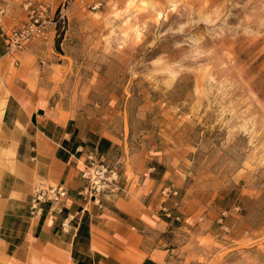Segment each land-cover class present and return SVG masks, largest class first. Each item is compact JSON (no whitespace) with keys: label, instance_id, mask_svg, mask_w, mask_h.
Instances as JSON below:
<instances>
[{"label":"rangeland","instance_id":"374dc122","mask_svg":"<svg viewBox=\"0 0 264 264\" xmlns=\"http://www.w3.org/2000/svg\"><path fill=\"white\" fill-rule=\"evenodd\" d=\"M0 14L8 32L42 25L24 45L40 41L55 103L116 142L117 171L160 154L180 176L163 264H264V0H0Z\"/></svg>","mask_w":264,"mask_h":264},{"label":"crops","instance_id":"0c3cea01","mask_svg":"<svg viewBox=\"0 0 264 264\" xmlns=\"http://www.w3.org/2000/svg\"><path fill=\"white\" fill-rule=\"evenodd\" d=\"M5 23L0 14V264H163L156 238L180 176L152 154L123 162L115 188L88 194V167H113L116 142L55 103L40 41L10 50ZM41 184L68 195L33 215Z\"/></svg>","mask_w":264,"mask_h":264},{"label":"built area","instance_id":"2783aa9c","mask_svg":"<svg viewBox=\"0 0 264 264\" xmlns=\"http://www.w3.org/2000/svg\"><path fill=\"white\" fill-rule=\"evenodd\" d=\"M39 19L37 20V22ZM42 25L36 26L35 23L27 24L20 29H11L7 33V39L10 46V50H17L22 47L30 39L36 37H46L45 30L40 28ZM87 176L89 178V185L86 188L88 194H95L97 192H103L115 188L119 179V172L111 167L109 164L100 162L92 163L88 167ZM68 195L67 188L62 185L46 186L39 185L33 194L31 200V213L35 215L39 213L42 208V203H60L63 198ZM62 211V210H61ZM63 228H65V221L63 222Z\"/></svg>","mask_w":264,"mask_h":264}]
</instances>
